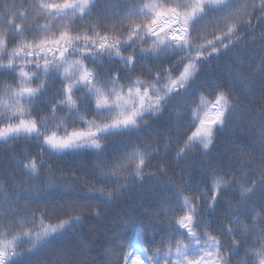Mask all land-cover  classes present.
Wrapping results in <instances>:
<instances>
[{
    "label": "snow or ice",
    "instance_id": "1",
    "mask_svg": "<svg viewBox=\"0 0 264 264\" xmlns=\"http://www.w3.org/2000/svg\"><path fill=\"white\" fill-rule=\"evenodd\" d=\"M257 27L264 40V0H121L111 8L100 0H12L0 9V77L12 81L0 84V142L33 140L40 149L15 158L22 179L14 173L5 180L17 194L4 197L0 228L15 234L0 241V264H16L25 241L31 251L61 237L82 221L89 199L112 198L116 189L110 186L143 179L153 156H166L173 142L169 137L162 152L159 142L133 136L177 97L191 110L195 131L176 151V164L197 147L207 153L235 114L257 141L238 143L231 170L212 167L195 187L183 183V175L181 184L170 182L171 201L161 210L168 228L160 246L128 244L124 264H233L241 248L247 264H264V207L257 212L251 199L257 188L264 191V83L256 116L249 118L256 110L240 105L256 73L264 82V45L254 70L241 60L228 69L227 82L193 87L202 63L246 41ZM138 69L145 79L135 76ZM50 85L58 87L49 96ZM209 89L212 98L204 95ZM197 92L200 103L191 109ZM110 136L120 138L111 151L104 143ZM78 151L96 154L91 179L79 177L87 194L50 203L48 193L66 185L67 174L53 179L44 154ZM169 167L161 162L157 173ZM220 215L224 219L216 224ZM53 264H84L79 246L62 245Z\"/></svg>",
    "mask_w": 264,
    "mask_h": 264
},
{
    "label": "trees",
    "instance_id": "2",
    "mask_svg": "<svg viewBox=\"0 0 264 264\" xmlns=\"http://www.w3.org/2000/svg\"><path fill=\"white\" fill-rule=\"evenodd\" d=\"M11 2L12 0H0V9ZM120 2L121 0H100L103 8H111ZM43 22V20L40 21V23ZM253 22L255 23V21ZM262 45H264V40L261 39L260 29L257 27L254 33L247 36L246 41L202 63L199 76L194 81L193 87L198 88L201 84L215 85L227 82L228 69L234 67L241 60L250 61L254 70L260 59ZM118 66L120 65H109L112 69ZM135 76H139L140 79L146 78L139 69ZM256 81L249 92L240 96L241 110L249 107L256 110L248 114L249 118L256 116L261 107L259 92L264 82H261L259 73H256ZM4 83H12V81L0 77V84ZM56 87L58 85H50L49 96ZM210 92L211 89L204 92L206 98H212ZM199 96L200 93L197 92L195 103L191 104V109H195L196 105L200 103ZM191 118V110H186L179 97L171 100L166 110L161 114L149 118L147 125H142L135 132L133 140L159 142L163 152V144L171 137L172 149L168 151L167 155L153 156L149 166L144 168L143 179L136 180L134 183L129 182L126 186H110L116 189L111 199L107 195L99 196L98 194L89 199L87 201L89 210L83 214L82 221L68 227L58 239L38 245L31 251H27L28 243L26 241L19 244L18 251L21 254L15 258L16 264H53L57 250L62 245L69 244L79 246L84 264H124L123 255L128 250V244H138L141 247L153 249L159 247L168 228V217L161 210L167 208L171 201L172 194L168 190L170 182L171 186L181 184V175H183V183L195 187L199 181L203 180L204 173L212 167L231 170L236 163L238 154L236 145L238 143L251 145L257 141L253 130L247 126V121L239 114H235L228 126L216 135L215 142L207 153L197 147L187 151L185 158L176 164L174 160L176 151L183 146V141L191 135V132L195 131L194 124L189 126ZM256 118L258 119V116ZM178 134L181 136L179 145L175 142ZM119 139V137L110 136L104 141L109 145V151ZM39 151L38 144L33 140L21 139L9 144L0 142V205L6 195L15 197L17 194L11 190V185L5 186V180L13 176L14 173L18 179H22L16 172L15 158L21 153L37 154ZM95 155L94 151H78L67 155L44 154V166L47 168L49 164L52 165L53 179H57V173L67 174L66 185H61L59 189H53L48 193L50 203H57L62 198L67 199L70 196L87 194V187L80 182L79 177L88 174L91 179ZM30 159L31 155H29ZM161 162L170 165L169 171L163 175L157 173L156 170V165ZM181 169H183V173H181ZM73 172L77 173L76 179H71ZM41 175L45 176L48 173L42 170ZM20 187L23 185L21 184ZM40 187H44V185H40ZM20 194L27 195L28 193ZM185 194H189L187 189ZM251 199L256 211L259 212L260 208L264 207V191L257 188ZM93 208L98 209L99 215L92 210ZM182 214L177 208L176 215ZM223 219L222 215L216 216V224ZM14 234L15 231L9 232L7 229L0 228V240L10 241ZM122 244L123 248H121ZM247 259L244 255V248H241L239 256L232 258L233 264H247Z\"/></svg>",
    "mask_w": 264,
    "mask_h": 264
},
{
    "label": "rangeland",
    "instance_id": "3",
    "mask_svg": "<svg viewBox=\"0 0 264 264\" xmlns=\"http://www.w3.org/2000/svg\"><path fill=\"white\" fill-rule=\"evenodd\" d=\"M0 241H3V240H0ZM128 264H132V262H131V261H129V262H128Z\"/></svg>",
    "mask_w": 264,
    "mask_h": 264
}]
</instances>
